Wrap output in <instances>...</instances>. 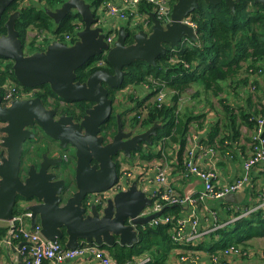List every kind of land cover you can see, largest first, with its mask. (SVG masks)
I'll use <instances>...</instances> for the list:
<instances>
[{"label": "water", "instance_id": "obj_1", "mask_svg": "<svg viewBox=\"0 0 264 264\" xmlns=\"http://www.w3.org/2000/svg\"><path fill=\"white\" fill-rule=\"evenodd\" d=\"M13 1L0 0V21ZM204 1L215 5L223 0ZM225 1L233 9L239 0ZM255 1L264 4V0ZM174 3L170 22L164 24L152 12L150 31L141 28L131 33L123 24L113 44L107 42L106 28L99 23L97 12L87 0H65L54 7L43 5L55 25L71 11H76L83 27L76 32L77 39L72 44L53 39L45 50L31 54H26L15 26L21 11L11 13L4 24L7 32L0 33V55L12 61L16 79L29 88L49 84L56 96L65 101L94 104L78 120L73 114L57 116L56 109L47 107L40 96L16 98L10 105L3 104L0 97V119L5 122L1 131L6 148V155L0 161L1 220L12 219L19 205L32 212V226L39 220L44 235L52 241L67 234L65 245L73 249L82 243L133 245L139 240L140 226L163 213L145 215L146 206L151 205L152 200L138 187L137 180L126 190L110 196L103 207L89 197L92 193L107 191L118 182L120 159L133 157L147 144L154 145L152 136L157 134L160 123L144 130L137 126L125 130L118 112V127L113 137L109 132L102 134L101 127L113 117L116 92L124 83L126 66L142 60L157 65V57L166 53L167 44L177 47L186 40H197V31L183 19L199 7V0ZM130 36L131 43L127 41ZM105 55L112 71L97 69L89 73L85 81L77 79V70L88 60ZM34 125L37 130L33 129ZM34 139L39 140L38 145L26 168L27 176L23 178L24 144ZM44 139L47 141L42 144ZM40 148L45 151L39 155L36 152ZM63 149L73 150L76 157L74 184L71 167L61 166L63 156L58 151ZM244 196L242 191L227 194L225 199L238 203Z\"/></svg>", "mask_w": 264, "mask_h": 264}, {"label": "trees", "instance_id": "obj_2", "mask_svg": "<svg viewBox=\"0 0 264 264\" xmlns=\"http://www.w3.org/2000/svg\"><path fill=\"white\" fill-rule=\"evenodd\" d=\"M21 0H14L5 10L0 21V33H6L4 26L12 12L20 10V16L16 19L15 26L20 32V37L25 44L26 54L31 52L45 50L46 46L37 47L34 40L28 39L31 29L49 30L54 29V38L64 40L67 33L71 34V41L77 39L76 22H82L80 14L71 11L57 25L50 17L43 5L54 7L65 0H30L29 5H21ZM92 5L95 12H98L104 0H87ZM176 1V0H173ZM200 5L190 15L191 21L197 24V40H186L173 46L167 44V51L157 57V65L149 64L147 61H136L125 67L123 85L117 90L123 89L129 84L143 85L148 84L151 91L141 99L134 108L125 107L120 113L122 115L123 125L127 123L125 115L130 110H136L134 116L130 119L132 127L141 125L142 130L152 126L154 123H160L156 128V135L152 136L154 145L162 139L163 146L158 150L147 144V149L142 150L140 156L142 159L168 157V147L179 145L175 153L182 164L184 148L188 142V136L191 133V125L198 122L197 128L204 127L202 118L208 116L205 108L210 107L218 115L216 121H209V134L207 142L212 145L219 144L223 150H230L232 143L240 139L242 135L241 128L245 125L249 130L255 128L257 117L264 115V108L253 105V95L248 92V96H241V91H237L238 99L233 103L231 97L226 93V83L232 80L233 85L239 88L240 84L245 91L249 84V69L262 68L264 65V4L255 0H239L235 2L234 8L223 0L218 4H208L204 0H199ZM142 11L152 12V5L142 3ZM126 28L131 33L141 29V26H132L126 22ZM35 39V37H33ZM129 43L133 42L132 36L127 38ZM105 60V64L99 66V59ZM109 67V68H108ZM108 69L112 71L110 63L105 56L96 57L88 60L87 64L77 70V79L85 81L87 75L97 69ZM263 69V68H262ZM246 73L244 78H237L239 74ZM7 79H11L21 84L13 72V63L11 60L0 55V85H3ZM232 86V85H231ZM26 89L31 90L25 86ZM190 87H196V95L199 97L200 91L206 92L204 105L195 109L186 106L181 108L180 101L182 94ZM35 95L44 99L48 106L49 98L57 97L49 84L34 87ZM161 89L166 90L167 98L159 105L157 94ZM112 92L114 89H110ZM157 98L152 100L153 96ZM170 96V97H169ZM131 98L134 96L130 95ZM59 98V97H58ZM214 98L218 99L221 105L220 109L215 108ZM69 102H72L69 100ZM68 102V103H69ZM148 102V103H147ZM200 102H203L200 100ZM245 102V103H243ZM85 101L76 102L80 110L79 116L84 113ZM144 111L139 110L143 108ZM61 112L75 115V110L68 108ZM116 113V112H115ZM81 117V116H80ZM117 115L113 116L104 125V129L109 134L115 132L117 128ZM112 131V132H111ZM38 149L37 152L41 151ZM127 158V157H126ZM169 159V158H167ZM262 200V197H259ZM258 202H252L247 206L255 207ZM247 203V202H246ZM246 203H244L246 205ZM164 214H179L182 206L166 204ZM20 207L17 205L15 214ZM244 207L234 213V220L227 222L224 227L213 232L210 237L213 244L208 248L209 252H216L222 248L231 245H243L248 247L251 239L258 236H264V207H258L249 213L242 214ZM173 223L160 224L159 226L147 223L140 226L139 240L133 245H121L114 243L112 246H100L108 250L118 261H126L136 255L146 254L147 252L155 259L161 260L176 245L173 243L171 235ZM8 229L7 226H0V238H2ZM67 234L59 241L65 245ZM198 245L196 248H201ZM154 258V257H153ZM159 262V261H158Z\"/></svg>", "mask_w": 264, "mask_h": 264}, {"label": "built area", "instance_id": "obj_3", "mask_svg": "<svg viewBox=\"0 0 264 264\" xmlns=\"http://www.w3.org/2000/svg\"><path fill=\"white\" fill-rule=\"evenodd\" d=\"M21 5H29L30 0H21ZM152 5V12H154L159 20L166 24L170 22L173 5V0H104L99 8L97 14L100 18L99 23L105 26L107 36L106 40L110 44L115 42L118 29L121 27L120 22H129L132 26H141L148 31L153 24L151 13L141 10L142 3ZM183 21L189 23L196 30L197 24L191 21L190 17H186ZM76 32L83 27L82 22H76ZM36 32L32 37L28 35L29 40H34L37 47L46 46L43 41L47 39L46 30H33L30 34ZM77 35V34H76ZM31 37V38H30ZM35 37V39H33ZM53 39L54 38L53 36ZM71 34L67 33L65 41L72 44ZM52 40V39H51ZM50 40V41H51ZM49 41V42H50ZM47 47V46H46ZM101 60V61H100ZM103 59H99L98 65H104ZM261 68H250L249 75L254 79L261 72ZM253 82V81H252ZM256 83L249 85L248 88L252 91L256 89ZM36 89H26L22 84L14 80L7 79L3 85H0V97L3 104L10 105L14 99H26L35 96ZM159 105L166 100V90L161 89L156 95ZM5 124L0 119V161L6 155V148L3 145V132L1 127ZM192 132V131H191ZM159 149V148H158ZM250 151L244 157L243 167L246 173L238 176L231 182L224 184H216L219 178V170L215 163L209 167H204L200 163V157L208 152L215 155L214 147L205 145L199 140L198 133H192L188 136L187 152L182 160L181 174L184 177L197 176L203 180L204 189L198 194L180 193L169 179L170 161L166 157L160 160L147 162L145 166L138 161L135 165L124 164L123 158L120 159L119 171L120 177L116 184L110 187L107 191L92 193L89 197L90 201L95 202L99 207L107 204L110 196L117 194L119 191L126 190L127 187L137 180L138 187L148 193L152 200V204L146 206L145 215L148 213L163 211L160 216L155 217L149 223L154 226L160 224L173 223L172 241L176 245V253L179 255L181 261L197 262L198 253H195L200 245V242L205 236L211 235L216 230L224 227L227 222L234 220L232 218L228 221H223L220 217L219 211L215 207L204 205V203L211 200L223 199L227 194L238 193L244 190L247 184L250 183V171L253 170L259 163L264 162V115L257 117L255 128L251 134ZM64 159H70L69 154L65 153ZM154 170V176L149 175L150 171ZM166 204L189 206L190 210L186 213L180 214H164V206ZM258 207H264V196L257 206L246 209L242 214L249 213L256 210ZM207 217L211 220L212 226L201 229L199 218L201 216ZM32 212L20 207L19 211L14 217L7 221V233L2 237L3 242L7 246H14V243L19 242V251L23 257L24 264H66L67 261L86 257L87 259L95 258L101 264H148L153 260L149 253L133 256L126 261H118L111 253L101 248L94 243H82L78 247L68 248L59 240L48 239L43 231L39 220L35 225L31 223ZM18 245V246H19ZM252 250L242 245L231 244L221 250L212 252L210 260L213 264H233V258H240L243 256L252 255ZM263 260L259 264H264ZM77 262L75 264H81Z\"/></svg>", "mask_w": 264, "mask_h": 264}, {"label": "crops", "instance_id": "obj_4", "mask_svg": "<svg viewBox=\"0 0 264 264\" xmlns=\"http://www.w3.org/2000/svg\"><path fill=\"white\" fill-rule=\"evenodd\" d=\"M125 25V22H120L119 25L123 26ZM150 86L148 84L143 85H134L129 84L125 86L123 89H120L116 92V94H121L117 101L115 102L118 106L122 109H125L127 107L126 101H128L130 104L129 106H132L134 108L136 105V99H143L147 93L150 91ZM128 92V93H126ZM126 93V96L124 97V94ZM130 95L134 96L133 98L130 97ZM245 103V102H243ZM253 105H257L256 101L253 100ZM262 103V101H261ZM115 104V105H116ZM134 105V106H133ZM259 107V106H258ZM208 113V116L205 118H202V121L204 122V127L197 128L198 122H194L191 125L190 134L192 133H198L199 134V140H201L205 145H209L211 147H214L216 150L215 155H213L211 152L205 153L200 157V163L204 167H209L212 163L216 164V167L219 170V178L216 182V184H224L233 181L238 176L243 175L246 173L245 168L243 167V160L244 157L249 153L250 151V144H251V134L252 130H249L245 125L242 126L241 130H243L242 135L240 136V139L236 142L232 143V147L230 150H223L219 147V144L212 145L207 142L208 134L210 133L207 127L209 126V121H216L218 118V115L214 113L212 110H206ZM196 128L197 130H194ZM163 144V142H162ZM155 146V147H153ZM152 147L157 150V145H153ZM147 147V145L145 146ZM188 142L186 143V146L184 148V155L187 152ZM179 145H174L172 149L171 154L166 157L169 158L168 161H170V172L168 174L170 181L173 183L175 188L180 193H190V194H198L201 192V190L204 189L203 186V180L200 179L197 176H190V177H184L181 174V168L182 165L179 158L178 153L176 150L179 149ZM66 150V151H65ZM144 150V149H143ZM64 152V153H62ZM68 152H71L69 149H63L61 151L62 154H69ZM139 152H136L133 157L131 158H125L123 159L124 164H131V166L135 165L138 161H141L139 163L143 164L142 166H145L147 162H153L160 160L161 158H152V159H142ZM170 153V152H169ZM73 154V153H72ZM52 155V154H51ZM183 155V157H185ZM70 156V154H69ZM73 156H75L73 154ZM71 157V156H70ZM164 159V158H163ZM162 159V160H163ZM74 164V162H73ZM71 164V169L73 171V167L75 165ZM76 164V161H75ZM154 170L150 171L149 175L151 177L154 176ZM250 183L247 184V186L244 188L245 196L241 202L233 203L230 201H227L225 198L219 199V200H207L204 205H208L210 207H215L220 214V217L223 221H228L232 218H234V213L239 211L242 207H244V210L251 209L253 207L247 206V204H250L252 202H258L259 197L264 196V162L259 163L253 170L250 171ZM241 191V192H242ZM240 192V191H239ZM247 202V203H246ZM246 203V205L244 204ZM190 210L189 206H183L180 213H186ZM179 213V214H180ZM7 224L6 220L0 219V226H5ZM199 224L201 229H206L210 226L211 220H209L205 216H201L199 218ZM212 239L218 240V236L215 238L210 237V235L205 236L202 241L200 242L201 248H199L195 253H198V260L197 262L193 261H181L179 258V255L175 252L177 249H174L173 253L170 254V251L168 254H166L165 258H161V260L155 259V256H153V260L151 263L148 264H213V262L210 260V254L211 252L208 251V249L205 246V241L209 240L212 242ZM213 244V242H212ZM19 242H15L14 246H7L3 242L2 238H0V264H24L23 259H20V251L18 248ZM248 248L252 250V255L243 256L240 258H233V264H259L260 261H262L264 256V236H258L256 238H253L250 240L248 244ZM106 250V249H105ZM108 252V250H106ZM148 253V252H147ZM150 253V252H149ZM151 254V253H150ZM152 255V254H151ZM170 257V258H169ZM159 261V262H158ZM77 262H82L81 264H101L99 260H96L95 258L87 259L86 257L83 258H77L73 260H69L66 262V264H75Z\"/></svg>", "mask_w": 264, "mask_h": 264}, {"label": "rangeland", "instance_id": "obj_5", "mask_svg": "<svg viewBox=\"0 0 264 264\" xmlns=\"http://www.w3.org/2000/svg\"><path fill=\"white\" fill-rule=\"evenodd\" d=\"M34 29H31L30 30V32H29V36H33V35H35V33L36 32H33V34H30L32 31H33ZM54 29H49V30H46V33H47V39H45L44 41H43V43L46 45L47 44V42H49L51 39L53 40V36H54V31H53ZM30 37V38H31ZM51 40V41H52ZM30 48V47H29ZM29 48H28V50L26 49L25 51H29ZM260 68V67H259ZM263 68V69H262ZM262 68H261V72L259 73V75L258 76H256V77H254V79L252 78V77H250L249 78V84L247 85V87H246V91H245V89L243 88V87H245V85H243V84H240V86H239V88H237L236 87V84L235 85H233L234 83H232V80H230V81H228L227 83H226V87H225V89L227 88V91H226V93H224L225 95H229L230 97H231V99H232V101H233V103H235L236 102V99H238V95H237V91H241V96L243 95H245V96H248V93L250 94H252L253 95V99H254V101H256V103H257V106H259V108H264V65H262ZM243 73V71L239 74V77L237 78V80L239 79V78H244V76H246V75H248V74H246V73H244V74H242ZM253 81V82H252ZM254 83H256V89L254 90V91H252L251 90V88L249 89L248 88V86L249 85H253ZM232 85V86H231ZM149 91H151V89L149 90ZM245 92H248V93H245ZM126 93H128V92H126ZM126 93L124 94V97L126 96ZM183 96H182V98H181V101H180V106H181V108H185L186 106H189V107H193V108H195V109H199V107H201V106H203L204 105V102H205V96L207 95L206 94V92L205 91H200V93H199V97H197V95H196V87H190L185 93H183L182 94ZM158 97V96H157ZM155 95L152 97V100H155L156 98H157ZM170 97V96H169ZM50 99V101L48 102L49 104H52L54 101L55 102H57L58 104L60 103L58 100H56V99H54V98H49ZM141 99H136V103H135V105L140 101ZM200 100L201 101H203V102H200ZM214 100V103H215V108L216 109H220L221 108V105L219 104V101H218V99H216V98H214L213 99ZM261 101H262V103H261ZM118 103L119 102H117V104L115 105V107H116V110H115V112H116V115L118 114V112H121L123 109L122 108H120L119 106H118ZM148 103V102H147ZM129 102L128 101H126V105H127V108H129V107H132V106H129ZM59 105H61V104H59ZM71 105V104H70ZM64 106H66V105H64ZM69 106V105H68ZM134 106V105H133ZM143 109V111H144V106H143V108H141V109H139V110H142ZM209 110L210 109V107L209 106H207L206 108H205V110ZM135 112H136V110H130L126 115H125V118H126V120H127V123L125 124V126H124V129L125 130H129V129H131V128H134V127H132V125H131V123H130V119L134 116V114H135ZM77 114V113H76ZM77 116H79V114H77ZM137 127H139V129H142V127H141V125H139V126H137ZM135 129H137L138 130V128H135ZM194 130H197L196 128H194ZM34 141V140H33ZM47 140L46 139H44L43 141H42V144L43 143H45ZM41 144V142H40V145H42ZM157 146V150H158V148H161L162 146H163V144H162V139H160L159 141H158V144H156ZM36 149V148H35ZM146 149H147V147H144V150L146 151ZM44 151V150H43ZM66 151V150H65ZM168 152H170L169 153V155L171 154V152H172V149H171V147L169 146L168 147V150H167ZM25 152H26V148H25ZM62 153H64V152H62ZM69 154H70V159L67 161L66 159H64V155H63V162H62V164H61V166H64V167H67V166H71V164H73V162H74V164L73 165H75V161H76V157L75 156H73V154L72 153H74V151L73 150H71V152H68ZM23 155H24V153H23ZM28 163V162H27ZM74 168H75V166L73 167V171H72V169H71V172H72V175H71V180L73 181V184H74ZM212 245V242L211 241H209V240H206L205 241V246H206V248L208 249V248H210V246ZM243 246V245H242ZM173 250L174 249H171L170 250V256H171V253H173L174 254V252H173ZM175 251V250H174ZM167 258V257H166ZM166 258H165V260H166ZM170 258V257H169Z\"/></svg>", "mask_w": 264, "mask_h": 264}, {"label": "flooded vegetation", "instance_id": "obj_6", "mask_svg": "<svg viewBox=\"0 0 264 264\" xmlns=\"http://www.w3.org/2000/svg\"><path fill=\"white\" fill-rule=\"evenodd\" d=\"M95 60H96V58H94ZM101 61V60H100ZM106 62L104 61V64H105ZM96 64H99V61H98V63H96ZM99 66H102V65H99ZM109 68V67H108ZM121 94L119 93L118 95H117V98H116V101H117V99H118V97L120 96ZM54 99H56V100H58L60 103L59 104H61V105H59L57 102H53L52 104H49L47 107H54L55 109H56V115L57 116H59L60 114H63V113H66V112H61V110H63V109H68V108H71V109H74L75 110V113H77V114H79L80 113V110H79V108H78V104H76V102H69V101H65L64 99H62V98H58V97H54ZM50 101V100H49ZM48 101V102H49ZM115 101V102H116ZM69 102V103H68ZM81 102H83V101H81ZM86 102V101H85ZM71 104V105H70ZM93 102H91V101H88V102H86L85 103V105H86V107H85V110H84V113L82 114V115H80V116H77V114H75L74 115V117H76V119H78V120H81L83 117H84V115H85V113H86V110L89 108V107H91V106H93ZM116 104V103H115ZM115 104H114V109H113V116L115 115L116 116V113H115V110H116V107H115ZM64 105H66V106H64ZM69 105V106H68ZM66 114H68V113H66ZM70 115V114H69ZM117 124H118V120H117ZM5 125V124H4ZM3 125V126H4ZM105 125V124H104ZM104 125H102V134H106L107 135V132H108V130H106V129H104L103 127H104ZM118 127V126H117ZM33 129L34 130H37V128H36V125H34L33 126ZM39 131V130H38ZM116 131H117V128H116V130H115V132L114 133H112V137L115 135V133H116ZM112 132V131H111ZM39 140L38 139H34V141L33 140H31V141H28L27 143H25L24 144V151H23V153H24V155H23V153H22V155H23V157H22V166H21V174L23 175V178H25L27 175H26V170L28 169L27 168V166L32 162L31 160L33 159V157H34V151H35V147L38 145L37 144V142H38ZM50 142L52 143H54L53 144V146L54 147H57V144L53 141V140H50ZM25 148H26V152H25ZM43 150L44 149H41V151H39V152H36V153H38L39 155L43 152ZM45 151V150H44ZM61 151L62 150H59L58 152H59V154H61L62 156L64 155V154H62L61 153ZM56 154H58V153H56ZM28 162V163H27ZM27 168V169H26ZM55 168H57V166L55 167Z\"/></svg>", "mask_w": 264, "mask_h": 264}]
</instances>
